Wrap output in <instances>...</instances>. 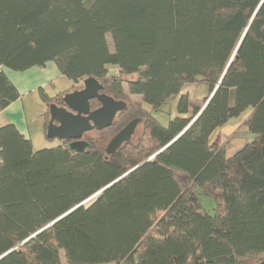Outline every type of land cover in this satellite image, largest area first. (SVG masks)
I'll use <instances>...</instances> for the list:
<instances>
[{
  "label": "trees",
  "instance_id": "trees-1",
  "mask_svg": "<svg viewBox=\"0 0 264 264\" xmlns=\"http://www.w3.org/2000/svg\"><path fill=\"white\" fill-rule=\"evenodd\" d=\"M51 61L73 84L53 96L39 89L46 135L50 106L85 78L127 107L84 133L80 152L65 139L35 149L15 124L0 126V264L264 261V0H0V110L20 96L5 69ZM219 81L197 120L154 156ZM189 83L208 86L202 105L182 93ZM177 97L178 115L163 125L154 112ZM249 107L231 137L212 141ZM135 119L141 135L107 155ZM242 128L253 140L227 156ZM203 196L215 201L213 213Z\"/></svg>",
  "mask_w": 264,
  "mask_h": 264
},
{
  "label": "water",
  "instance_id": "water-1",
  "mask_svg": "<svg viewBox=\"0 0 264 264\" xmlns=\"http://www.w3.org/2000/svg\"><path fill=\"white\" fill-rule=\"evenodd\" d=\"M233 58L234 56L231 58V61L233 60ZM220 83L221 81H219V83L217 84L214 91L211 93L207 102L201 108L199 113L184 128V130L173 141H171V143H169L166 147L161 149L154 156H156L161 151H163L168 146H170V144H172L177 138H179L197 120V118L203 112L208 102L212 98L213 94L219 87ZM101 89H102V85L98 80H96L94 77H88L84 79L83 87L81 89H76L74 91L68 92L63 96L62 106H58L56 104L51 105L49 108L50 121L47 130L48 138L58 139V140L61 139L72 140V142L70 143L71 148L79 152L84 151L88 145V143L82 139L84 133L92 131L94 129L99 130L110 126L113 123L117 113L125 110L127 107V103L125 101L117 100L110 95L101 93L100 92ZM95 98L100 101L101 105L95 109H92L90 101ZM137 124H138L137 119L127 124L108 145V147L106 148V154L113 155L124 142L130 141L132 136L135 134ZM154 156H152L150 159H152ZM140 165L134 167L129 172L125 173L123 176L119 177L112 183L108 184L106 187H104L94 196L90 197L86 201L80 203L79 205L75 206L65 214L61 215L50 225L54 224L56 221L63 218L77 207L84 205L86 202L91 200L93 197L97 196L106 188L113 185L115 182L120 180L122 177H124L131 171L135 170ZM255 264H264V261Z\"/></svg>",
  "mask_w": 264,
  "mask_h": 264
},
{
  "label": "crops",
  "instance_id": "crops-1",
  "mask_svg": "<svg viewBox=\"0 0 264 264\" xmlns=\"http://www.w3.org/2000/svg\"><path fill=\"white\" fill-rule=\"evenodd\" d=\"M5 71L17 87L20 96L5 109L0 110V126L13 123L26 137L32 140L34 148L36 145L42 148L48 147L46 145H48L47 141L49 139L45 133L43 116L47 110V105L41 99L39 89L44 88L51 96L62 91L56 90L51 93L49 90L51 86L55 88L56 83L62 77L58 66L51 61L44 66H33L26 70L7 68ZM70 86L72 85L70 84ZM63 262L66 263L65 255H63Z\"/></svg>",
  "mask_w": 264,
  "mask_h": 264
},
{
  "label": "rangeland",
  "instance_id": "rangeland-1",
  "mask_svg": "<svg viewBox=\"0 0 264 264\" xmlns=\"http://www.w3.org/2000/svg\"><path fill=\"white\" fill-rule=\"evenodd\" d=\"M107 39L110 45L111 50L112 47V40L110 35H107ZM109 71L111 73H114L117 71V67L110 66ZM61 79L56 83V87L53 88L52 86L49 88L51 93H54L56 90H63L67 87H70V84H73V81L68 79L67 77L63 76L61 74ZM126 90L128 89L127 86H125ZM182 93H188L190 96V99L197 105H202L206 98L209 95V89L206 84L203 83H189L186 84L182 90ZM134 99H140V96L138 95H132ZM178 98L171 99L167 104L163 106V108L160 111L154 112V116L163 124L167 125L171 118H174L178 115L177 112V102ZM149 107V105L145 104ZM251 111V107L247 108L243 111L238 117H234L230 119L224 126H222L220 129H218L213 135H212V141L214 143H224L228 137H231L233 130L237 128L240 124L243 123L245 118L249 115ZM192 113H189L188 115H191ZM142 133V126H139L138 130L135 131V137H139ZM254 134L248 130L247 128H242L240 130H237V133L232 138L230 143L226 147V154L227 156L233 155L236 151L242 149L248 142L252 141L254 138ZM48 147L56 146L59 143L58 139L54 140H48L47 141ZM36 149H40L42 147H39L36 145ZM202 202L211 213L214 212L215 209V201L213 199H210L206 196L202 197Z\"/></svg>",
  "mask_w": 264,
  "mask_h": 264
}]
</instances>
